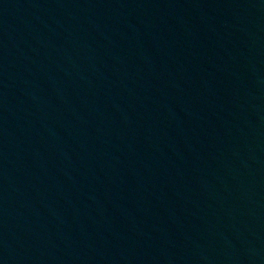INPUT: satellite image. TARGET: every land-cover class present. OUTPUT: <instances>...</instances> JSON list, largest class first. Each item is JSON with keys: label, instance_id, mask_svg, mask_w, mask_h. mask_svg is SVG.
I'll list each match as a JSON object with an SVG mask.
<instances>
[{"label": "water", "instance_id": "1", "mask_svg": "<svg viewBox=\"0 0 264 264\" xmlns=\"http://www.w3.org/2000/svg\"><path fill=\"white\" fill-rule=\"evenodd\" d=\"M0 264H264V0H0Z\"/></svg>", "mask_w": 264, "mask_h": 264}]
</instances>
